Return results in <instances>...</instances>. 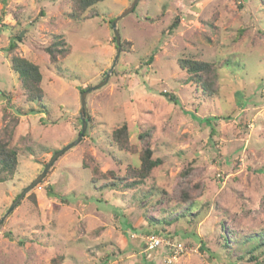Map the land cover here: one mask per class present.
<instances>
[{"label":"rangeland","instance_id":"obj_1","mask_svg":"<svg viewBox=\"0 0 264 264\" xmlns=\"http://www.w3.org/2000/svg\"><path fill=\"white\" fill-rule=\"evenodd\" d=\"M132 1L106 0L94 8L97 17L75 21L70 0H0V135L12 134L19 152L14 179L0 183V219L52 154L78 138L81 90L111 71L117 50L111 23ZM118 26L127 49L107 83L87 96V136L0 224V264H51L58 256L63 264H264L262 256L250 261L253 244L245 242L264 230L261 0H140ZM56 35L70 54L52 64L42 47ZM12 42L41 67L47 112H30L39 105L26 102L11 69ZM183 58L227 61L215 97L189 82ZM124 123L134 152L112 144ZM148 144L162 163L134 189L108 187L109 175L94 183L83 167L89 154L102 173L125 175L140 165ZM184 188L199 196L193 214L165 222L163 211L179 207L172 198ZM221 233L230 254L221 251ZM151 235L181 242L184 250L161 247L147 258Z\"/></svg>","mask_w":264,"mask_h":264},{"label":"trees","instance_id":"obj_2","mask_svg":"<svg viewBox=\"0 0 264 264\" xmlns=\"http://www.w3.org/2000/svg\"><path fill=\"white\" fill-rule=\"evenodd\" d=\"M72 3V14L71 18L75 21H84L92 19L98 16V12L94 11V8L106 1V0H70ZM261 3L264 5V0H261ZM177 19L170 26V30H173L177 26ZM113 31V30H112ZM17 42L21 40L19 35L16 36ZM115 41V38H114ZM17 42H12L9 46L8 53L11 55V69L18 76L20 85L24 91L26 102L28 103H37L38 109L31 110L35 114L47 112V108L44 105V89L42 86L43 83V74L39 64L34 61H30L19 54L16 53L18 48ZM116 44V41H115ZM127 44L122 42V52L127 48ZM42 51L45 52L49 57L52 64H56L60 58H65L70 54V47L68 46L67 41L61 36L56 35L53 37L52 44L42 47ZM152 60V57L150 61ZM149 61V62H150ZM227 64V61L224 65L220 63H212L203 60L193 59V58H183L179 60L180 68L189 74V82L196 86L198 89L204 92L206 96L215 97L218 93V81H219V70ZM85 90H81V93ZM168 96L171 101H176V97L170 94H165ZM81 121V119H80ZM88 121L90 119L88 117ZM82 130V122H81ZM79 132V135L81 133ZM12 134L5 132L4 135H0V183H6L14 179L16 173L18 172L19 166V152L17 148L13 147L11 144ZM87 135L84 134V138ZM149 136V132H145L144 135H140V138L145 139ZM112 144L120 151L134 152L133 147L130 144L129 139V130L126 123H124L119 128L115 129L111 135ZM58 152V151H56ZM54 152L52 156L56 153ZM154 150L151 145H147L140 155V165L137 167L129 166L126 170L125 175L117 176L113 172L102 173L99 166L95 163L94 158L87 154L83 159V167L85 169H90L93 175V182L97 183L100 180H103L104 177H111V182L108 187L113 189H134L137 186L143 184L147 179L151 177L152 171L158 167L162 162L159 159H153ZM121 186H123L121 188ZM196 190L198 186H195ZM53 192V193H52ZM50 195H54V191L50 189L48 191ZM35 201V198L32 197ZM199 196L193 194V191L189 188H184L180 194L172 198V201L176 203L177 209H167L165 212L164 219L165 222H181L190 217L189 213L191 208L196 207L197 200ZM183 206H188V209H182ZM173 217L172 220L169 218ZM156 221V223H155ZM158 220L152 219L150 223L157 224ZM220 239H223L221 242V251L227 252L230 254V241L226 235L220 234ZM203 244L202 241H200ZM246 243L253 244L250 253V261L260 262L261 256L264 257V230L257 232L254 235H250L245 239ZM145 248L147 247V242L144 243ZM159 250V249H158ZM157 251V250H156ZM218 255V253H217ZM219 256V255H218ZM244 257L239 258L243 260ZM65 258L63 256H58L52 259L51 264H63ZM236 261L233 260L231 264H235Z\"/></svg>","mask_w":264,"mask_h":264},{"label":"water","instance_id":"obj_3","mask_svg":"<svg viewBox=\"0 0 264 264\" xmlns=\"http://www.w3.org/2000/svg\"><path fill=\"white\" fill-rule=\"evenodd\" d=\"M139 1L140 0H133L132 3L129 5V7L121 15L117 16L115 19L112 20L111 27L113 30L114 38L116 41V49H117L116 50V57H115V60H114L112 67L110 68L111 71H109L107 73V76L104 79V81H102L98 85L90 87L89 89H87L86 91H83L81 93L82 96H81V107H80V119L82 121V130H81L80 135L78 136L76 141L66 145L63 149L59 150L58 152H56L53 155V157L50 159V161L47 163V165L43 169L42 173L28 187L23 189V191L20 193L18 198L9 207L6 214L0 219V224L3 223V220L13 211V209L19 204V202L23 198H25V195L27 193H29L33 188H35L37 185H39L42 182V180L45 178L47 172L53 166V164L57 161V159L61 155H63L65 152H67L69 149L75 147L81 141L82 137L84 136V134L86 132L87 126H88L87 96L89 93H91V92L99 89L100 87L104 86L107 83L111 72H113L114 68L116 67V65L119 61L120 55L122 53V38H121L120 29L118 26L119 22L134 11V9L138 5Z\"/></svg>","mask_w":264,"mask_h":264},{"label":"built area","instance_id":"obj_4","mask_svg":"<svg viewBox=\"0 0 264 264\" xmlns=\"http://www.w3.org/2000/svg\"><path fill=\"white\" fill-rule=\"evenodd\" d=\"M146 242L147 247L145 248L144 253L147 258H150L152 252H155L158 249L160 250L161 247H167L176 254L181 253L184 250V246L181 242L173 239H162L156 235L148 236Z\"/></svg>","mask_w":264,"mask_h":264}]
</instances>
